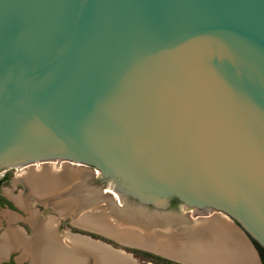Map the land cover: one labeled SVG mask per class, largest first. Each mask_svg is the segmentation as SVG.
<instances>
[{"label":"water","instance_id":"water-1","mask_svg":"<svg viewBox=\"0 0 264 264\" xmlns=\"http://www.w3.org/2000/svg\"><path fill=\"white\" fill-rule=\"evenodd\" d=\"M48 161L264 247V0H0V171Z\"/></svg>","mask_w":264,"mask_h":264},{"label":"flooded vegetation","instance_id":"flooded-vegetation-1","mask_svg":"<svg viewBox=\"0 0 264 264\" xmlns=\"http://www.w3.org/2000/svg\"><path fill=\"white\" fill-rule=\"evenodd\" d=\"M87 166L92 168V170L88 172V174H93L91 179L101 181V184L95 188V191H93L94 189L86 187V179H84L82 183L84 189L78 187L80 183L70 182L68 187L75 186V189L42 191L39 189H32L30 184L24 179V177H22V180H20L21 178L19 179L21 181L19 184L23 186V189L20 192H6L1 189V184L9 177V169L16 168L12 167L0 171V174L3 175L0 177V264H112V259L104 257L103 255L100 256L102 252L105 255V252L110 250L105 245L100 246L92 242H95L97 239L102 240L105 244L118 242L105 236V233H109L107 230L106 232L103 229L99 230L100 228L98 229L90 224V226H93L91 227L93 229H83V232L87 237L80 236L79 233L82 229L81 227H90L88 223L83 222V220H81V222L80 217L82 218L84 214H93L97 211L105 213L106 211L102 209L104 204L108 205L110 210L117 206L125 207L127 200H121L116 196V193L108 191L105 187L104 180L99 175L101 173L93 166ZM77 175L86 174L82 172ZM91 179L88 178L89 181ZM76 187L78 189H76ZM86 198L88 199L87 201H84V203L83 199ZM99 200L103 201L99 203ZM131 200L132 203L130 202V204L135 205L134 207L136 208H142L145 211L146 216L140 214L134 215L131 214L132 212H129L130 214L124 211L116 212L115 219H117V222L118 219L120 221L121 218L122 221H131V223L137 222L136 220L143 222L145 219L148 225L152 224V227H155L156 224L159 223L158 219H161L163 215L157 214V217L151 216L154 212L151 211L153 206H147L144 208L137 206L135 204L137 203L135 199ZM181 203L182 201L178 197L172 196L168 208L180 210ZM100 205H102V207L99 208ZM87 208H89V212H84L82 210H86ZM132 209L134 210L133 207ZM188 212H193V210L189 208ZM168 219H171V217H168ZM166 223H171L169 226L170 234L174 238L176 235L174 227L177 226L178 228L180 226L178 231L185 228L182 226L185 225L183 224V220H172ZM122 228H125V226ZM95 229H98V231ZM146 234L148 235V233ZM148 236L147 238L142 239V242L140 243L153 245L154 242L161 239L160 237L155 239ZM171 237L169 239H171ZM117 238L127 241L119 237ZM91 239L93 241H91ZM80 240L85 242L83 246H81L82 244L80 245ZM151 241L154 242L152 243ZM87 242L90 243L91 246H87ZM123 247L128 249L132 255H135L146 264L185 263L183 260L176 259L172 256L162 254L160 251L157 252L142 246ZM156 248L161 250L158 246ZM97 252L101 254L97 256ZM164 252L173 254L166 251ZM159 256L166 259H162ZM167 259L169 261H167ZM188 263L190 262L185 264Z\"/></svg>","mask_w":264,"mask_h":264},{"label":"bare ground","instance_id":"bare-ground-1","mask_svg":"<svg viewBox=\"0 0 264 264\" xmlns=\"http://www.w3.org/2000/svg\"><path fill=\"white\" fill-rule=\"evenodd\" d=\"M38 165H40V164H37V166ZM59 166H60V168H55L54 164L53 165H47V166L40 165V166H38L37 170L26 169V170H22V173L24 172L23 177L30 184L32 189H39L42 191H51V190H57V189L58 190H60V189L61 190H63V189H66V190L75 189V186L74 187H68L69 186L68 184L70 182H78V183H80V185L78 187H81L82 189H84L82 187V183H83L84 179L87 180V177H86L87 175H77L78 173H82L81 168L67 166L64 163H60ZM76 189H78V188L76 187ZM125 207L124 208L121 207L122 210L118 209L116 207V208H114V211H116V212H121V211L123 212L124 211V212H130V213L132 212L131 214H134V215L140 214V215L146 216V213L142 208H135L133 210L132 208L127 207V209H126ZM95 209H96V207H95ZM128 209H129V211H127ZM88 210L89 209H86L83 211L89 212ZM157 214H159V213L153 212L151 214V216H156ZM113 215H114V213L108 212V214H107V213L98 211V212H94L93 214H91V213L84 214L82 218L80 217V221L83 220V222L88 223V225L89 224L94 225L98 229L100 228L99 230L103 229V230H105V232L107 230L110 234L115 235L119 238L125 239L127 241L140 243V242H142V239L147 238L148 235L145 233V231L144 232L142 231L143 229L142 230H138V229L133 230V229L126 228V227L122 228L123 226L120 227L119 223L116 221L117 219L116 220L113 219V217H114ZM160 215H162V214H160ZM168 217H171V219H168ZM183 219H184V217L180 216L178 214L177 215L176 214H163L162 218L158 219L159 223L156 224L154 229L152 228L150 230H151V232H153V234H154V232L157 234L158 233L164 234V235H166L165 237H167L168 239L167 238L162 239V240L160 239V242L159 241H157V242L153 241L154 244L157 245L159 248H161V250L173 253L171 255H174L178 258L188 259V260L192 259V260L199 261V262H201L202 260L205 262L217 261V259L212 258V257L207 256V255L204 258H202V250H204V248L206 249L207 246L205 244H200V243H203L205 241V240H203L204 238L200 234L197 238H195V239L192 238L191 242L185 241L182 243H177L178 241H176L175 239H172L174 237L170 234L171 232H170V228H169L171 223H166V222H169L172 220L180 221ZM215 220L216 219H214V221ZM163 221H165V222H163ZM216 222L219 225L221 223V222L219 223L218 221H216ZM183 224L187 225L184 221H183ZM222 225H224V224H222ZM90 227H93V226H90ZM220 228L222 229V227H220ZM221 229H220V231H221ZM160 230H163V231H160ZM227 230H229V229H227ZM225 231H226V229H225ZM170 237L172 240L169 239ZM221 240H222V238H221ZM212 242H211V244L209 242L208 243L210 245H213ZM92 243L103 246L102 244H99V243H95V242H92ZM214 243H215L214 245L217 244L216 242H214ZM84 244H85V242L80 240V245L83 246ZM86 245L91 246V244L88 242L86 243ZM220 245H224V243L222 242V244H220ZM157 246H155V247H157ZM110 251H106L105 255L103 252H102V254L97 252V256L101 254L100 256L103 255L104 257L112 259L113 260L112 264H132L130 261H128L124 257H121L118 254H116L114 252H110ZM224 258H225V256H224ZM249 260H250L249 261L250 264H255L252 257H251V259L249 258ZM96 261H97V258H96Z\"/></svg>","mask_w":264,"mask_h":264},{"label":"crops","instance_id":"crops-1","mask_svg":"<svg viewBox=\"0 0 264 264\" xmlns=\"http://www.w3.org/2000/svg\"><path fill=\"white\" fill-rule=\"evenodd\" d=\"M211 216V219L209 222H206L204 228L200 229V234L204 238L203 240H207L206 242L204 241L200 244H205L207 246L206 249L204 248V250H202V258L207 255L217 259V261L205 262L202 260L199 262L189 259L187 260L188 262L193 264H250L249 258L251 259L252 257L255 264H262L260 254L255 246V243L237 224L222 213H213ZM214 219L216 220L214 221ZM216 221L219 223L221 222V226ZM220 227H222L223 230ZM210 241H213V245L215 244L214 242L217 244L214 246L210 245ZM222 242L224 245H220Z\"/></svg>","mask_w":264,"mask_h":264},{"label":"rangeland","instance_id":"rangeland-1","mask_svg":"<svg viewBox=\"0 0 264 264\" xmlns=\"http://www.w3.org/2000/svg\"><path fill=\"white\" fill-rule=\"evenodd\" d=\"M55 162V163H54ZM60 163H64V164H66L67 166H72V167H77V168H81V172H83V173H85L87 176V181H86V187H88L89 189H94L93 191H95V188L97 187V186H99L100 184H101V181H96V180H92L91 179V177H93V174H88V172L90 171V170H92V168L91 167H89V166H87V165H76V164H72V163H68V162H56V161H53V162H51V161H48V162H44V163H40V165H44V166H47V165H53L54 164V166H55V168H60ZM40 165H38V166H40ZM38 166H37V164L35 163V164H33V165H27L26 167H24L23 169H21V170H16V169H9V171H10V175H9V177L7 178V180H5L2 184H1V189L3 190V191H6V192H8V191H10V192H15V191H21L22 189H23V186L21 185V184H19V182H21L20 180H22V177H23V174H24V172L22 173V170H26V169H33V170H37V168H38ZM57 166V167H56ZM13 172V173H12ZM1 176H3L2 174H0V177ZM21 178V179H20ZM88 178L89 179H91L90 181L88 180ZM20 179V180H19ZM105 183V182H104ZM105 187H107V184L105 183ZM87 199L88 198H86V199H83V202L84 201H87ZM101 201H103V200H101ZM100 200H99V203L101 202ZM81 202H82V200H81ZM85 203V202H84ZM87 203V202H86ZM107 204V203H106ZM132 205V204H131ZM129 206V205H127V207L128 208H136V207H134L135 205H132V206ZM100 207H102V205H100L99 206V208ZM127 207H125L126 209H127ZM90 208V207H89ZM89 208H87V209H89ZM122 208H124V207H122ZM102 209H104V211H106L105 213H107L108 214V212L109 213H114V217H113V219H115V213H116V211H114V208H111V210H110V208H109V206L108 205H105L104 204V206H103V208ZM82 210H84V209H82ZM81 210V211H82ZM99 210V209H98ZM122 210V209H121ZM155 209H153L152 208V210L151 211H154ZM171 210H173V212L175 211L176 213L178 212V210H176L175 208H173V209H171ZM127 211H129V209L127 210ZM184 211V215H185V217H188V215H190L191 214V212H188V209H184L183 210ZM98 212V211H97ZM127 213H129V212H127ZM117 214V213H116ZM130 214V213H129ZM128 214V215H129ZM116 220V219H115ZM137 222H133V223H131V221H122V218L120 219V221H119V219H118V223L120 222V225H121V227L123 226H125L126 228H130V229H135V230H142V231H145V230H147V232L145 231V233H148V237H151V238H155V239H158L159 237L162 239H165L166 237V235H164V234H161V233H155V234H153L152 232H151V230L150 229H154V226L152 227V224L151 225H148L147 224V222H146V220L144 219V221L143 222H141V221H139V220H136ZM129 222V223H128ZM145 225V226H144ZM148 225V226H147ZM147 226V227H146ZM85 227V228H84ZM84 227H81L82 229L80 230V236H82V237H87V236H85L86 234L83 232V229H85V230H89L88 228H91V227H87V226H84ZM149 229V231H148V229ZM91 229H93V228H91ZM145 229V230H144ZM95 230H97L98 231V229H95ZM160 231H163V230H160ZM101 232V231H100ZM150 232V233H149ZM105 236H108V238H111V239H113V240H115L116 242H118V243H108V244H105L102 240H96L95 241V243L97 242V243H99V244H102V245H105L106 247H108V248H111V249H116V250H122V249H124L125 251L124 252H126V253H130L129 252V250L128 249H126L125 247H123V246H132V247H134V246H138V247H144V248H149V249H152V250H155V251H157V252H159V249H157L156 247H154L152 244H145V243H139V242H132V241H124V240H120V239H118L117 237H115L114 235H112V234H110V233H105ZM168 239V238H167ZM176 240H178L177 238H175ZM91 241H93L92 239H91ZM159 242H160V240H158ZM94 242V241H93ZM139 243V244H138ZM123 245V246H122ZM163 253L162 254H165V252L164 251H162ZM161 253V252H160ZM129 257L131 258V259H134L138 264H146L144 261H142V260H140V259H138L135 255H132V254H130L129 255ZM131 262V261H130ZM111 263H113L112 261H111ZM185 263H187V262H185ZM188 264H190V263H188ZM191 264H193V263H191Z\"/></svg>","mask_w":264,"mask_h":264},{"label":"trees","instance_id":"trees-1","mask_svg":"<svg viewBox=\"0 0 264 264\" xmlns=\"http://www.w3.org/2000/svg\"><path fill=\"white\" fill-rule=\"evenodd\" d=\"M252 240L255 243V246H256L259 254H260V257H261V260H262V264H264V247L261 244H259V242H257L254 238H252ZM159 257L162 258V259H166V258H163L162 256H159ZM167 261H169V260L167 259ZM174 264H185V263L174 262Z\"/></svg>","mask_w":264,"mask_h":264}]
</instances>
